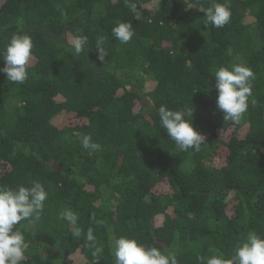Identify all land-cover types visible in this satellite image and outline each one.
I'll return each instance as SVG.
<instances>
[{"label": "trees", "instance_id": "1", "mask_svg": "<svg viewBox=\"0 0 264 264\" xmlns=\"http://www.w3.org/2000/svg\"><path fill=\"white\" fill-rule=\"evenodd\" d=\"M131 2L139 20L125 0H0V50L14 33L33 42L23 84L0 72V187L39 181L48 192L40 219L15 226L22 264H115L109 242L121 236L200 264L216 250L230 258L249 231L264 237V0ZM213 2L230 8L222 28L206 23ZM118 22L132 24L127 44L112 35ZM76 35L88 38L79 55ZM233 62L255 74L239 124L224 119L214 87V70ZM161 105L192 108L199 151L167 136ZM83 135L100 150L84 149ZM65 208L79 238L58 219Z\"/></svg>", "mask_w": 264, "mask_h": 264}, {"label": "clouds", "instance_id": "2", "mask_svg": "<svg viewBox=\"0 0 264 264\" xmlns=\"http://www.w3.org/2000/svg\"><path fill=\"white\" fill-rule=\"evenodd\" d=\"M127 6L140 19L137 6L131 0H125ZM206 23L214 28H222L230 22L231 11L226 3L213 2L205 10ZM112 35L121 43L127 44L134 35L131 23L118 22L112 28ZM88 38L76 35L71 47L75 55H79L87 44ZM105 41L101 37L96 42L98 59L104 61L107 51L103 47ZM33 42L27 34L14 33L3 50H0V59L4 66L0 72L6 74L8 81L23 84L28 78L27 67L32 56ZM215 90L217 92L216 106L224 113L225 120L239 124L247 112L249 98L252 95V81L254 72L243 63L233 62L229 66H221L213 72ZM161 127L166 130L167 136L175 142L180 151L189 149L199 151L204 136L192 126L193 116L191 107L181 110H170L165 105L158 109ZM80 143L84 149L99 151L100 145L92 142L90 135H83ZM48 192L39 181H33L31 186L23 184L16 187H0V264H22L26 251L25 238L19 228H15L21 221L39 220L43 212ZM58 219L64 220L73 227L70 233L73 238L82 234L77 226L78 216L71 209L65 208L58 214ZM94 219V217H93ZM15 228V230H14ZM86 239L93 249V257H99L104 248L96 244L93 229L89 228ZM111 254L115 264H178L177 254L169 249L161 251L157 247H147L136 239L127 237H113L109 242ZM215 255L208 258L198 256L200 264H264V237L255 231H249L233 249L230 258L216 250Z\"/></svg>", "mask_w": 264, "mask_h": 264}, {"label": "rangeland", "instance_id": "3", "mask_svg": "<svg viewBox=\"0 0 264 264\" xmlns=\"http://www.w3.org/2000/svg\"><path fill=\"white\" fill-rule=\"evenodd\" d=\"M101 14H102L101 10L96 9V11H95L96 17H101ZM67 117L68 116H65V115L58 116L54 119V123L57 125L61 124L64 120H66Z\"/></svg>", "mask_w": 264, "mask_h": 264}]
</instances>
